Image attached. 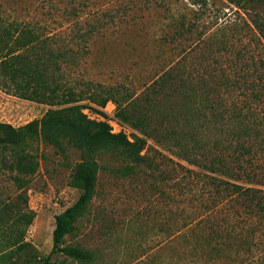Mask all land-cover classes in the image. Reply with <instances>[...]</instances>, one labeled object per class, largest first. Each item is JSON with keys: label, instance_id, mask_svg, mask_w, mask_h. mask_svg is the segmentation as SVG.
I'll return each mask as SVG.
<instances>
[{"label": "rangeland", "instance_id": "374dc122", "mask_svg": "<svg viewBox=\"0 0 264 264\" xmlns=\"http://www.w3.org/2000/svg\"><path fill=\"white\" fill-rule=\"evenodd\" d=\"M236 2L0 0V23H29L52 38L48 42L55 51L77 53L76 64L61 65V82L67 89L83 93L89 90L87 85L116 87L123 94L135 95L136 100L178 63L194 76L225 72L233 77H264V0L242 6ZM182 24L185 29L178 30ZM77 105L97 107L86 99ZM256 106L263 108L264 102ZM115 109L110 102L98 111L113 116ZM49 110L0 91V121L14 128L41 120ZM83 111L92 120H105L92 110ZM107 123L113 134L122 131L119 125ZM153 127L152 119L141 131L128 126L122 131L132 143L147 141L141 156L151 168L142 165L136 169L133 162L109 153L96 157L95 197L76 232L65 240V246L91 253L89 263L52 254L55 218L75 205L82 194L71 185L74 170L82 162L81 152L66 143L65 153H60L40 142L35 144L39 169L34 176L18 183L16 172L0 170V204L10 206L5 216L8 222L0 225V264H205L203 256L198 260L192 253L195 240L190 231L195 221L206 220L202 203L211 204L207 199H216L215 193L208 188L211 195L204 194L206 181L197 182V175L189 174L199 173L198 168L152 141ZM253 169L264 179V158L255 160ZM19 211L34 216L29 228L20 227L26 244L22 250L13 247L15 236L9 230ZM233 217L239 222L247 219ZM189 221L192 226L187 227ZM261 229L257 239L260 252L254 246L252 253H244L242 262L255 259L264 264V227Z\"/></svg>", "mask_w": 264, "mask_h": 264}, {"label": "trees", "instance_id": "16d2710c", "mask_svg": "<svg viewBox=\"0 0 264 264\" xmlns=\"http://www.w3.org/2000/svg\"><path fill=\"white\" fill-rule=\"evenodd\" d=\"M254 1L237 0L236 4ZM183 29L182 24L178 30ZM48 40L52 38L29 23H0V91L50 108L41 120L21 128L0 121V170L16 172L18 183L23 177L34 176L39 169L35 144L40 142L60 153H65L67 143L82 156L71 178L72 187L82 194L75 205L55 218L52 254L79 263L93 261L91 253L65 246V240L76 232L95 197L98 155L109 153L133 162L136 169L142 165L151 168L141 156L147 141L136 139L132 143L124 133L113 134L107 123L90 120L83 113L91 109L89 105H77L86 99L100 109L112 102L115 118L135 131L153 119L152 141L200 170L189 174L197 175V182L206 181L203 193L211 195V188L216 199L208 198L211 204L202 203L206 220L195 221L190 231L195 240L192 253L198 260L203 256L205 264H258L255 259L244 263L242 257L252 253L254 246L260 252L257 239L264 227V183L260 181L264 179L253 169L254 161L264 158V107L256 106L264 102V77H233L225 72L194 76L178 63L158 76L136 100L120 88L103 85H87L89 90L77 93L63 85L60 72L62 64H76L78 54L72 49L55 51ZM9 208L0 204V225L8 222L5 216ZM233 215L247 219L239 222ZM220 216L223 219L219 220ZM229 218L235 226L229 224ZM33 221V215L15 214L9 225L15 236L13 247L26 248L20 227L27 229ZM188 223L187 227L192 226Z\"/></svg>", "mask_w": 264, "mask_h": 264}, {"label": "built area", "instance_id": "2783aa9c", "mask_svg": "<svg viewBox=\"0 0 264 264\" xmlns=\"http://www.w3.org/2000/svg\"><path fill=\"white\" fill-rule=\"evenodd\" d=\"M91 109H94V108H96V110H99V108H97V107H93V106H89ZM91 109H85V110H87V111H91ZM84 112V111H83ZM115 112H116V109H115ZM104 114V113H103ZM105 115V117H102V118H104L105 120L103 121L104 123H107L108 121H110L112 124H116V125H119V127H120V129H122V131H123V128L124 127H126L125 125H123L122 123H120L116 118H115V113H114V115L112 116H109V115H107V114H104ZM90 120H92L90 117H89V115L87 114L86 115ZM99 117H101L100 115H98ZM92 121H96V120H92ZM102 122V121H101ZM108 124V123H107ZM109 125V124H108ZM112 128V127H111ZM122 131H120V133H123ZM112 132H113V130H112ZM119 133V134H120Z\"/></svg>", "mask_w": 264, "mask_h": 264}]
</instances>
